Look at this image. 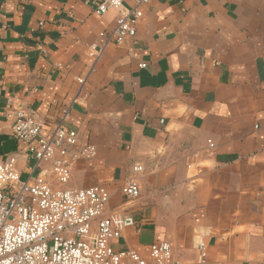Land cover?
Listing matches in <instances>:
<instances>
[{
    "label": "crops",
    "instance_id": "crops-1",
    "mask_svg": "<svg viewBox=\"0 0 264 264\" xmlns=\"http://www.w3.org/2000/svg\"><path fill=\"white\" fill-rule=\"evenodd\" d=\"M142 9L136 36L98 55L89 44L115 26L116 10L0 0V160L32 163L4 116L9 99L35 108L49 134L81 90L63 126L77 130L76 148L94 144L97 155L80 158L65 186L103 185L108 209L136 219L115 247L148 259L168 240L192 264L203 231L208 264H264V0ZM135 165L141 194L127 201L121 187Z\"/></svg>",
    "mask_w": 264,
    "mask_h": 264
},
{
    "label": "built area",
    "instance_id": "built-area-1",
    "mask_svg": "<svg viewBox=\"0 0 264 264\" xmlns=\"http://www.w3.org/2000/svg\"><path fill=\"white\" fill-rule=\"evenodd\" d=\"M134 1L127 7L125 0H87L97 14L118 12L115 26L102 30L101 40L89 44L91 50L101 55L110 41L124 43L136 36L142 7L154 0ZM79 80L82 85L86 82ZM82 98L80 90L63 109L61 125L49 134L44 133V121L35 108L11 98L4 109L13 135L32 163L21 168L18 155L0 160V264H184L168 240L153 243L148 259L135 249L115 247L113 240L135 226L136 219L121 207L108 209L111 194L103 185L65 186L80 158L97 155L94 144L76 148L77 130L63 126ZM210 147L213 152L215 144L210 142ZM142 170V165L133 166L122 184L127 201L141 194L138 173ZM207 249L206 232H198L192 264H208Z\"/></svg>",
    "mask_w": 264,
    "mask_h": 264
}]
</instances>
